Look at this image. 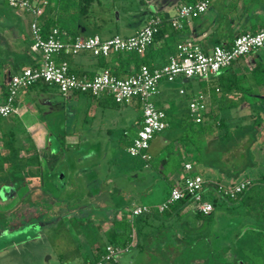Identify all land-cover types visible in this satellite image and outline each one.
Returning <instances> with one entry per match:
<instances>
[{
  "label": "crops",
  "instance_id": "crops-1",
  "mask_svg": "<svg viewBox=\"0 0 264 264\" xmlns=\"http://www.w3.org/2000/svg\"><path fill=\"white\" fill-rule=\"evenodd\" d=\"M35 1L42 3L44 17L55 19L58 16L57 8L54 7L55 0ZM192 1L194 0H93L84 12H80L77 15L73 11L62 12L57 26L60 27L61 31L69 35L87 36L96 34L100 38H107L113 34L129 36L145 24L148 16L161 14L169 17L180 4L191 3ZM206 2L207 5L204 12L196 18L188 20L179 31H175L167 23H163L154 35L152 42L142 54V59L149 61L150 66H158L166 60L167 56L174 52L175 45L180 42L191 40L197 43L202 50L207 51L212 45L230 43L233 36L237 33L255 31L264 27V0H206ZM29 21L30 15L28 13L16 9H10L6 16L0 15V26L3 28L0 30V35L3 36L0 37V91L4 89L12 73L21 67L34 65L38 60V55L30 52L23 40L26 37V40L30 41ZM60 24L63 25L60 26ZM2 38L4 39L2 40ZM57 59L65 60L72 73L86 78L102 71H108L112 74L117 73V76H124L137 69L135 62L126 59V55L123 53L101 56L91 52H79L74 55H60L57 56ZM21 63L24 64L19 65ZM257 64L264 66V48L244 55L234 61L227 69L219 71V74L226 72L232 74L238 80L239 89L215 90L216 85L214 83L206 82L197 77L185 78L178 76L170 82H158L156 92L151 96V101L163 111L167 110L170 108V93L176 89L177 94L183 96L185 102L181 101V103L178 101L174 109L177 110L182 106L184 108V116H186L185 107L188 99L194 93L206 92L210 97L208 104H212L215 107L210 106L211 110L215 109L217 116L224 114L220 118L224 119L226 126L229 129L235 128L241 123L236 121L232 123V128L229 127L231 124L228 123L225 115L227 108L219 110L218 105L234 101L237 103V106H235L237 108L240 103L247 104V101L255 104L264 102V82L255 81L251 76V69ZM179 90H182V92L179 93ZM68 103L75 104L70 106ZM127 105L133 106L135 111L133 109V112L127 115L121 114L118 116L115 114L113 117L108 116L111 123L108 120L106 123L104 121L105 137L88 135L90 130L94 128L92 107L96 106L103 109L107 106L118 108L119 106ZM235 107L230 109H235ZM249 108L252 109L251 106ZM176 112L174 111V119L166 118L167 127L165 129L167 131L157 140L156 146H154L153 141L149 143L148 153L150 158L148 160L149 167L147 168L139 159L131 158L125 151L140 123V105L135 99H131L124 104H115L111 103L109 96L105 94L90 96L71 93L63 96L51 85H46L44 90L38 87L22 89L16 93L13 113L8 117L0 118V134L11 130L14 133V142L17 141L16 136L21 135L23 138L20 137L18 140L22 144V146L20 145L22 149H20L22 151L25 149L26 151V156L24 157L36 154L38 164L41 167H43V164L48 167L53 164V162H45V160L49 161L46 152L48 153L51 150L76 148V146L82 145L87 146L85 156L89 157L90 152L92 153L91 150H93L90 147L88 148L90 143L95 144L97 152L102 150L101 143H106L107 150L118 146V155L115 154L114 157L119 158L121 153L130 159V174H133L136 169L144 168L149 173L154 172L160 176L161 171H164L168 164L173 166L178 163L176 168L166 171L165 174L163 173L162 178L167 183L166 188H169L179 178L181 164L184 161H192L195 172L200 175L198 163L194 161L196 149L189 141L181 138L184 127L178 121L180 118L183 119V117L178 114L179 110L178 113ZM88 118H92V121H88ZM105 118L107 119V117ZM115 123L122 126L121 136L118 141L116 138L111 139L109 137V134H111L109 132L110 126L112 127ZM103 125L99 124L98 128ZM123 137L124 140H122ZM186 141L190 143L188 148L185 147ZM23 142L26 143L25 146L27 148L24 147ZM152 148L157 151L161 149L164 151L159 154V158L154 159ZM186 149H189L188 152ZM31 150L32 152H28ZM251 150L252 165L250 168L252 170L264 164V125L260 128L256 140L252 142ZM187 153L190 156H187ZM24 157H15V160L19 164V161L23 160ZM136 160L139 161V164L136 163ZM173 160H176L174 164ZM20 163L22 164V162ZM158 163L162 164L160 170L156 168ZM43 169L46 171L44 167ZM204 169L207 173L206 175H200L202 180L207 177L209 179L208 182L215 183V176L211 174L212 169L206 167ZM64 171L61 175L65 174ZM256 172V174L251 175L253 185L251 194L253 198L263 199L264 169H258ZM47 173L51 176L52 170L49 169ZM239 177L232 181H237ZM229 181L231 182V180L221 178L219 184L227 185ZM96 182L100 185L101 191H104L102 189L104 182L99 179ZM134 204L130 202L119 204L122 207L120 212L122 210L126 212ZM85 256L90 259L93 255ZM132 260L133 257L131 256L129 259L131 264ZM139 261L141 264H143V261L152 262L150 258H146V255L140 256ZM84 263L85 261L83 260L81 264Z\"/></svg>",
  "mask_w": 264,
  "mask_h": 264
},
{
  "label": "rangeland",
  "instance_id": "rangeland-1",
  "mask_svg": "<svg viewBox=\"0 0 264 264\" xmlns=\"http://www.w3.org/2000/svg\"><path fill=\"white\" fill-rule=\"evenodd\" d=\"M178 101L185 102L184 97L178 95L176 89H174L170 93V108L164 110L165 118H170V120L171 118L174 119V111H177L176 113H178L179 110L178 114L185 119L186 116H184L185 113L182 106L177 110L174 109V106ZM68 104L71 106L75 103ZM210 106L215 108L214 105H209L207 103L205 113L209 112L211 115L216 116V118H220V116L224 115L220 114V116H217L215 109L211 110ZM133 109L134 107L131 105L123 107L119 106L118 108L107 106L103 109L96 106H94V108L92 107L94 118L93 121L92 118H88V121L93 122L94 128L90 130V134L88 135L105 137L106 131L104 128L105 125L103 124H105L107 120L109 121L108 116L113 117L115 114L118 116L121 114L127 115L128 113H132ZM118 112H120V114H118ZM225 115L228 123L231 124L229 127L232 128V123L236 121L241 123V125L250 123L254 111L247 107V104L240 103L235 109H226ZM105 117H107V119ZM118 123L113 124L112 127L110 126L109 130L111 133L109 134V137L111 139L116 138L117 141L121 136L122 128ZM99 124L103 126L98 128ZM263 125L264 121L262 123V126ZM191 127H194V125ZM212 127H215V124H213ZM166 131L167 129H164L162 132L156 133L153 138H151L150 142L153 141L154 146H156L158 143L157 140H159ZM16 137L17 141L15 143L22 146L18 138L23 137L21 135H17ZM6 139L7 138H3L2 140L0 135V151L4 145L3 142ZM122 140H124V137ZM23 143L24 147L27 148V146H25L26 143ZM50 143L52 142L50 141ZM188 146H190V143L187 142L185 147L188 148ZM86 147L87 146L78 145L76 148L60 149L57 151L51 150L48 153L46 152L49 161L45 160V162H53V164H51L50 167L43 164V167L46 169L45 174L49 169L52 170L51 174L53 178H51L53 180L52 183L46 182V184L41 187L43 190L46 189L53 194L55 199L61 200L63 205L56 208L57 211L60 210V213L56 214V212H49L55 209L53 203L51 204L50 202L51 210L49 209L48 213H46V210L44 212V210L32 208L25 213L17 214V216H12L7 220L4 215L2 219L6 220L7 226L3 224V226L6 227V230L3 231L2 229V231H0V264H81L84 255H94L98 245L97 242L105 240V232L109 228L110 222L107 219L102 218L106 211L109 212L110 210L113 211L116 208H120V205L125 202L155 205L164 198H162V196L164 195L167 183L163 180L162 176L166 173V168L164 171H161L160 176L154 172L149 173L148 170L144 168L138 170L134 169L135 171L133 174H130V159L125 156V154L122 155L121 153L119 158L114 157L115 154L118 155V146L107 150L106 143H101L102 150L97 152L95 144L90 143L88 144V148L90 147L94 151L91 150L92 153L90 152L89 157L85 156L87 152ZM203 149L212 159V163L216 167L223 166L220 157H218L221 152L219 143L204 142ZM188 150L189 149H186L187 152ZM151 151L153 152L154 159H157L160 156L159 154L164 150L161 149L157 151L152 148ZM28 152H32V150ZM187 154V156H190L189 153ZM19 156H26L25 149L24 151L18 150L16 152L15 157ZM13 161L16 160L11 159L8 162H4L3 166L7 167ZM19 162H23V160H20ZM136 163L139 164V161L136 160ZM144 164L146 165V168L149 167L148 161ZM161 165V163H158L156 168L160 170ZM258 169L263 170L264 164L252 169L253 171L251 168H247L246 170L248 171L249 176H251L252 174H256ZM63 170H65V174L61 175ZM217 172L218 171L213 168L211 174L216 178ZM206 173V170L201 171L202 175H206ZM97 179L104 182L102 187L104 191H101V187L97 183L98 181L96 182ZM26 183L30 188L31 199H38L41 196L40 193L36 191L39 187L38 178H31ZM148 185L149 187H147ZM206 191L210 192L211 189ZM252 192L253 190H251V193ZM10 193L11 192H9V194ZM19 193L21 195V191L18 192V194ZM89 200L92 206V202L95 200H97V202L99 201V203L102 200L107 203L106 207H102V210L100 211L99 209L97 210L94 208L95 210L88 214L89 216H94H92V219L90 220L87 219L86 216L83 217L81 215L82 213L79 212L83 205L89 203ZM99 206L100 205H98L97 208H99ZM192 207L191 203L186 206L185 209L188 210V214L184 215L183 219L188 217L189 210L192 209ZM2 208L4 207L0 204V211ZM69 210H71L70 213ZM64 211L68 212L67 217H65L66 215ZM75 211H78L79 216H76L77 213ZM72 214L75 216L76 220L71 218ZM119 215L127 218L126 212L123 210ZM249 216H251V210L247 212L245 208H239L238 213H235V215H226L227 218H230L231 221L229 220V222L233 225L231 228H228V231L226 230V237L222 238L218 244V246H220L218 248L219 256L225 259L223 264H240V262L247 261V258L241 253V249L254 252L257 250L255 235L258 230H264V226L259 223V220L254 221ZM39 221H42V223H45L46 225L42 226ZM154 223H157V219L149 218L147 223L144 224L143 230L149 231L150 228L148 225ZM169 223L170 221H167L166 224ZM218 225L219 224L215 223V231H217L216 229ZM147 239L152 240L150 244H154L155 240L153 241V236L151 237L149 235ZM157 240L158 239H156V242ZM89 242L93 243L89 244ZM225 247L226 251L222 250ZM136 249L137 248L133 247V244H129L128 250L121 252L116 257V262L114 264H131V262H129L131 256L133 257L132 264H139V257ZM169 256H173V253H169ZM156 260L157 261L153 262L143 261V264H160L158 259Z\"/></svg>",
  "mask_w": 264,
  "mask_h": 264
},
{
  "label": "built area",
  "instance_id": "built-area-1",
  "mask_svg": "<svg viewBox=\"0 0 264 264\" xmlns=\"http://www.w3.org/2000/svg\"><path fill=\"white\" fill-rule=\"evenodd\" d=\"M7 6L30 15L29 50L38 55L34 65L21 67L12 73L0 92V118L8 117L15 109L16 93L26 89L36 81L53 86L63 96L71 93L90 96L108 95L115 103L124 104L135 99L140 105V123L131 137L125 151L128 156L146 163L151 138L167 127L165 113L151 101L160 81L170 82L178 76L197 77L206 82L222 68L230 66L240 57L264 48V27L254 32H241L233 36L226 45L215 44L204 51L194 41L187 40L175 45V50L158 66L140 64L137 69L124 76H116L108 71L96 73L89 78L72 73L68 64L57 56L74 55L79 52L107 56L114 53L135 52L141 54L152 42L154 35L163 23L173 30H179L190 19L206 9V0L180 4L175 12L165 17L161 14L148 16L145 24L129 36L113 34L100 38L96 34L69 35L56 26L49 27L43 34L39 28L38 16L43 12L42 3L35 0H5ZM217 90V88H215ZM182 90H179L181 93ZM208 93H194L186 104V111L195 122L201 120L206 111ZM181 173L166 196L155 205H131L126 215L129 221L134 216L162 212L176 200L188 198L193 208L202 214L212 210L211 203L204 198L203 180L195 172L192 161L181 164ZM249 184L248 178H241L230 186L216 185L214 192L233 198ZM128 250L124 247L105 244L102 251L84 264H114L116 257Z\"/></svg>",
  "mask_w": 264,
  "mask_h": 264
},
{
  "label": "trees",
  "instance_id": "trees-1",
  "mask_svg": "<svg viewBox=\"0 0 264 264\" xmlns=\"http://www.w3.org/2000/svg\"><path fill=\"white\" fill-rule=\"evenodd\" d=\"M91 1L93 0H55L54 7H56L58 11V16L55 19L44 17L43 12L38 16L41 33L43 34L51 26H56L60 30V27H58L57 24L59 23L58 21H60L59 18L62 12L73 11L75 15H77L80 12H84L90 5ZM10 9L12 8L7 6L5 0H0V15L6 16ZM196 17L197 16L193 18ZM62 25L60 24V26ZM2 29V26H0V30ZM250 32L254 31L252 30ZM0 37L3 36L0 35ZM3 39L4 38H2V40ZM23 40L29 50L30 41L26 40V37H24ZM143 53L137 54L135 52H128L123 54L126 55V59L134 61L135 66L140 64L150 66L149 61L142 59ZM22 64L24 63L19 65ZM228 67L222 69H227ZM219 71L215 76L211 77L208 82L214 83L217 90L222 89L225 91L229 89H239L237 84L238 80L235 79L232 74H229V72L219 74ZM113 74L117 76V73ZM251 76L255 81L264 82V66L261 64L254 65L251 69ZM46 85L48 84L42 81H36L27 88L38 87L39 89L44 90ZM209 98L210 97H208V101ZM109 99L111 103H115L110 97ZM235 106H237V103L229 101L226 103H220L218 109L223 110V108L228 109L234 108ZM247 106H251L252 110H254L252 121L243 125H237L232 129H229L221 118H216V116L211 115L209 112L204 113L201 120L198 122H195L188 114L185 119L180 118L178 121L179 123L181 122L184 127L181 138L189 141L196 149L194 161L198 163V171L200 172V175H202L201 171L205 170V167L212 170L214 168L218 171L217 176L214 179L215 183L212 184L211 181L208 182L209 179L207 177H204L203 180L204 198L212 205V210L209 213L202 214L193 208V210H189L188 217L183 219V216L188 214V210L185 209L190 203L188 198L174 201L162 212L154 211L134 216L131 221H128L127 218L122 215H116L117 209H115L109 222V228L105 232V240L97 242L98 245L95 254L90 259L84 255L83 260L85 263L98 255L105 244L119 247L133 244V247L137 248L136 250L139 257L146 255V258H150L152 262L157 261L156 259H158L160 264H223L225 259L219 256L218 248L220 246H218V244L222 238L226 237V230L228 231V228H231L233 225L229 222L230 218H227L226 215H235V213H238L239 208H245L247 212L251 210V216H249L251 219L254 221L259 220V223L264 226V198L257 199L252 197V178L246 170L252 165V142L256 140L259 135L260 128L264 121V102L255 104L247 101ZM213 124H215V127H212ZM192 125H194V127H191ZM0 135L2 140L3 138H7L3 142L4 145L0 151L1 168V165L4 162H8L11 159L15 160L16 152L21 146L14 142V133H12L11 130L5 133L2 132ZM204 142L219 143L221 152L218 157H220V160L222 161V168L216 167L212 163V159L203 149ZM176 160H173V164ZM177 164L178 163L173 166L168 164L166 171L173 170L176 168ZM11 165L10 168L18 169L22 167L20 162L17 165H15V163ZM24 165L26 173L33 174L30 167L32 165H38L37 155L33 154L26 157ZM7 168L9 169V167ZM7 174L9 182L14 185V190L15 188L24 186L19 171L8 170ZM239 176H241V178H248L249 184L240 192L236 193L233 198L222 196L214 192V188L216 185H219L221 178L231 180L227 185H223L230 186L234 183L232 180ZM241 178L239 177V179ZM168 189L169 188H165V194H167ZM208 189H211V191H206ZM27 205H29V203L26 200L19 206V209L22 210L27 207ZM53 205L58 207L63 204L60 199H56ZM149 218L157 219V223L152 225L147 224L150 230L144 231V224L147 223ZM167 221H170V223L166 224ZM215 223L219 224L216 229L217 231H215ZM149 235L151 237L153 236V241L155 240L154 244H150L152 240L147 239ZM255 237L257 250L254 252L241 249V253L247 258V261L240 262V264H264V230H258ZM156 239H158L157 242ZM91 243L93 242H89V244ZM222 250L226 251V247ZM171 252L173 253V256L170 257L169 253ZM138 263L141 264L140 261Z\"/></svg>",
  "mask_w": 264,
  "mask_h": 264
},
{
  "label": "flooded vegetation",
  "instance_id": "flooded-vegetation-1",
  "mask_svg": "<svg viewBox=\"0 0 264 264\" xmlns=\"http://www.w3.org/2000/svg\"><path fill=\"white\" fill-rule=\"evenodd\" d=\"M31 155H33V154H31ZM24 161H25V158L23 159L22 167L18 168V169L17 168H10V166H12L11 164L15 163V165H17L18 162H14V163L12 162L10 165H8L7 167H9V169L7 167L3 166L4 163L1 165L0 173H3V174H0V204H2V206L4 208H2V210L0 211V225H1L0 231H2V229L6 230V227L3 226V224L6 225L7 219H10L12 216H17V214L25 213L26 211H29L32 208L44 210V212L46 210V213H48V210L49 209L51 210V204L54 203V201L56 200L54 198L55 196L53 194H50V192H48L46 189L43 190L41 187L42 185H45L46 182L52 183L53 176L52 175L50 176L48 173L45 174V170L43 169V167L40 166V164H38L36 166L32 165L30 167V170L33 172V174H27L26 170H25ZM8 170L9 171H15V170L19 171V173H20L19 175L22 178V184L24 186L19 187V188H15V190H14L13 183L9 182V179H8V174H7ZM34 177L38 178L39 187L37 188L36 191H38L41 196L39 195L40 197L38 199L32 200L30 188L28 187L26 182L29 179L34 178ZM20 191H21V195H20V193L18 194V192H20ZM9 192H11V193L9 194ZM38 192H37V194H38ZM26 200L28 201L29 205H27V207H25L24 209L20 210L19 206L21 204H23ZM50 202H51V204H50ZM92 203H93V206L91 205V202L89 200V203H87L86 205H83L79 210V212L82 213L81 215L82 216L85 215L86 218L89 220L92 219L91 217L93 215L89 216L88 214L93 212V210H95L94 208H96L97 210L99 209V211H100V210H102V207H106V204H107L103 200L100 203H99V201L97 202V200L93 201ZM97 204L100 205L99 208H97V206H98ZM7 205H8V207H7ZM54 208L55 209H53L52 211H49V212H56V214H59L60 210L57 211V209H56L57 207H54ZM121 208L122 207L116 208L117 209L116 215L120 214ZM71 210H69V213ZM104 211H105V209H104ZM64 212L66 215L65 217H67L68 212L67 211H64ZM114 212H115L114 210L113 211L110 210L109 212L106 211L104 217H102V218H105L108 221H110L111 216L114 214ZM76 213H77L76 216H79L78 211ZM73 214L71 215V218L73 220H76L75 216H73ZM4 215H5L6 220L2 219L4 217ZM8 217H10V218H8ZM39 222L41 223L42 226L46 225L45 223H42V221H39ZM42 236H43V234H42Z\"/></svg>",
  "mask_w": 264,
  "mask_h": 264
}]
</instances>
